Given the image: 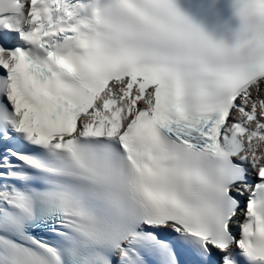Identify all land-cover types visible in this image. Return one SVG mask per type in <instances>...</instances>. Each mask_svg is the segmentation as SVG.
I'll return each mask as SVG.
<instances>
[{
	"label": "snow or ice",
	"instance_id": "6c2138e0",
	"mask_svg": "<svg viewBox=\"0 0 264 264\" xmlns=\"http://www.w3.org/2000/svg\"><path fill=\"white\" fill-rule=\"evenodd\" d=\"M0 264H264V0H0Z\"/></svg>",
	"mask_w": 264,
	"mask_h": 264
}]
</instances>
